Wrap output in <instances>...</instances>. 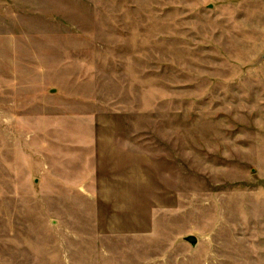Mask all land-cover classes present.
I'll list each match as a JSON object with an SVG mask.
<instances>
[{"label":"rangeland","instance_id":"rangeland-1","mask_svg":"<svg viewBox=\"0 0 264 264\" xmlns=\"http://www.w3.org/2000/svg\"><path fill=\"white\" fill-rule=\"evenodd\" d=\"M0 264H264V0H0Z\"/></svg>","mask_w":264,"mask_h":264},{"label":"water","instance_id":"water-1","mask_svg":"<svg viewBox=\"0 0 264 264\" xmlns=\"http://www.w3.org/2000/svg\"><path fill=\"white\" fill-rule=\"evenodd\" d=\"M185 240L190 242L193 246L196 245L197 241H198L197 237L194 235H190V236L185 237Z\"/></svg>","mask_w":264,"mask_h":264}]
</instances>
